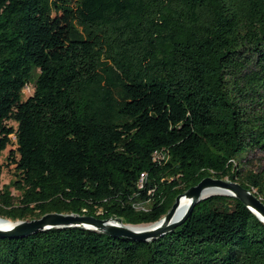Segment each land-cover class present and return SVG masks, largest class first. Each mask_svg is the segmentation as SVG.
<instances>
[{
  "label": "trees",
  "instance_id": "1",
  "mask_svg": "<svg viewBox=\"0 0 264 264\" xmlns=\"http://www.w3.org/2000/svg\"><path fill=\"white\" fill-rule=\"evenodd\" d=\"M6 148L10 221L151 224L205 177L264 204L263 174L239 163L264 152V0H0ZM0 264H264V224L213 195L160 239L51 229L0 238Z\"/></svg>",
  "mask_w": 264,
  "mask_h": 264
},
{
  "label": "water",
  "instance_id": "2",
  "mask_svg": "<svg viewBox=\"0 0 264 264\" xmlns=\"http://www.w3.org/2000/svg\"><path fill=\"white\" fill-rule=\"evenodd\" d=\"M211 188L219 189L218 193L206 195ZM213 195H225L238 199L254 216L264 224V204L253 191L243 188L239 183L226 178L205 177L196 185L176 196L167 213L158 221L146 225H129L121 218L99 219L93 216L63 213H47L32 220L10 221L0 217L1 222L9 224L0 228L1 239L22 238L51 229L79 228L97 232L108 237H122L134 242H147L162 238L167 233L184 223L193 206L199 201ZM181 199L188 200L184 212L175 217Z\"/></svg>",
  "mask_w": 264,
  "mask_h": 264
},
{
  "label": "rangeland",
  "instance_id": "3",
  "mask_svg": "<svg viewBox=\"0 0 264 264\" xmlns=\"http://www.w3.org/2000/svg\"><path fill=\"white\" fill-rule=\"evenodd\" d=\"M32 92V86L29 85L23 92H22V100H25L27 96ZM8 124L12 127H15V123L9 121ZM9 152V148H6L5 151H3L0 154V166L2 167V175H1V186H9L10 183L13 181V169L6 168L7 163V155ZM239 163H241V167L245 170H249L255 173H261L264 176V152L260 150H253L250 151L242 156V158H239ZM11 195L16 200L18 198L17 191L10 187ZM136 208L138 210H147L149 208V202H138L136 203ZM2 218V217H1ZM5 219V218H4ZM36 219V218H32ZM28 219V220H32Z\"/></svg>",
  "mask_w": 264,
  "mask_h": 264
},
{
  "label": "bare ground",
  "instance_id": "4",
  "mask_svg": "<svg viewBox=\"0 0 264 264\" xmlns=\"http://www.w3.org/2000/svg\"><path fill=\"white\" fill-rule=\"evenodd\" d=\"M219 191H220L219 189L211 188V189H208L205 194L210 195V194L218 193ZM187 204H188V200H185V199L180 200L179 207L175 213L176 218L179 217L184 212L185 208L187 207ZM8 226H9L8 223L0 221V228H6Z\"/></svg>",
  "mask_w": 264,
  "mask_h": 264
}]
</instances>
